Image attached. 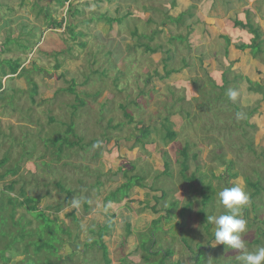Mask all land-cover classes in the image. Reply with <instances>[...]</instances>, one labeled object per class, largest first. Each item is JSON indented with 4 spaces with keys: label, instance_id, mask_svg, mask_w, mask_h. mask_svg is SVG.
<instances>
[{
    "label": "rangeland",
    "instance_id": "1",
    "mask_svg": "<svg viewBox=\"0 0 264 264\" xmlns=\"http://www.w3.org/2000/svg\"><path fill=\"white\" fill-rule=\"evenodd\" d=\"M37 1L52 19L74 24L76 38L64 25L52 29L49 19L36 13ZM71 1L78 14H69L67 4L59 6L55 0H0V79L5 88L0 93V161L5 155L9 159L0 166V176L18 166L16 175L0 178V201L9 195L17 203L13 197L23 190L38 201L39 211L57 218L70 235L61 236L59 247L62 260L71 259L67 264H105L101 249L84 247L100 244L97 228L105 225L111 228L103 239L111 264L122 259L144 264L139 250L144 239L157 252L150 264H194L196 255L199 264H240L239 250L211 246L207 216L221 214L217 193L242 178L251 199L243 213L247 232L242 239L249 252L264 247V55L253 58L248 50H238L253 36L233 25L237 19L259 27L264 50V0ZM181 13V21L174 22ZM107 18L122 21L110 26ZM7 60L23 65L21 78H3V70L9 73ZM170 69L176 72L161 80ZM28 79L38 84L32 101ZM61 87L75 93L54 94ZM71 115L78 116L77 137L66 138L80 146L63 145L57 160L58 147L51 140L65 137L66 127L60 124ZM165 117L177 133L171 141L162 140L159 125ZM150 126L156 128L151 132L158 146L151 138L136 140L138 129ZM186 146V177L202 174L194 182L180 175V152ZM227 159L232 162L229 169ZM165 162L168 174L162 173ZM131 176L142 178L143 188L131 187L126 196L119 193L118 202L104 200ZM202 179L211 189L200 192ZM247 181L259 182L260 193L254 194ZM8 182L13 191L6 189ZM58 183L73 192L71 198L59 192ZM161 192L164 198H159ZM204 196L207 203L201 205ZM60 204L61 209L51 210ZM201 208L205 213L200 214ZM73 210L77 222L65 217ZM2 212L8 216L4 213L0 220V248L26 236V227L36 230L41 224L24 206ZM127 223L133 235L124 239ZM57 224L45 222L43 227ZM150 233L153 237L148 238ZM48 241L54 247L59 243L57 238ZM35 243L37 248L40 238ZM167 251L170 256L163 258ZM23 258L16 255L0 264H17Z\"/></svg>",
    "mask_w": 264,
    "mask_h": 264
},
{
    "label": "trees",
    "instance_id": "2",
    "mask_svg": "<svg viewBox=\"0 0 264 264\" xmlns=\"http://www.w3.org/2000/svg\"><path fill=\"white\" fill-rule=\"evenodd\" d=\"M55 1H56V3L59 6H63L64 4H67V6H68V10L67 11H69V14L72 13L73 15H75V12H76V14H78V10L77 11L73 10L74 7H73V3H72L71 0H55ZM170 7H173V6H170ZM34 8L36 9V13L38 15H44V17L49 19L50 22H49L48 25L52 26L53 27L52 29H60L62 27V25H64L65 30H66V27H67V31L70 33L72 39L76 38V34L73 33L75 25L71 24V23L67 24L66 23V20H67L66 18L64 19V21H63V19H60L59 21L52 19V17L48 13L49 9H47L42 2L41 3H39L38 1L35 2L34 3ZM67 11H66V14H67ZM127 16H129V15H125V17H127ZM182 16H184V14L181 13L177 18L173 19V21L176 22V23H179L181 21ZM107 20H108L107 24L110 25V26L114 22H117L119 24L122 21L121 18H116L115 20L111 19V18H107ZM233 25L236 26V27L243 28V29L247 28L248 31L253 36L252 42L250 44H240V45L237 46L238 50H242V51L248 50L249 54L253 58H258L259 55H264L262 42L260 41L261 32H260V28L259 27H254L250 22L243 23L242 21H239L237 19L234 20ZM77 35L78 36H83V34L80 33V32H78ZM134 35H136V32H135ZM227 41H228V39L226 38V42ZM4 44L7 45L8 43H4ZM80 45H83V44L80 43ZM145 48L147 49V51H150V52H154L156 50V49H154V50L150 49L149 46L148 47L145 46ZM226 49H225V51H226ZM168 58H169V56H168ZM6 63L8 64L6 66H7V69H8L9 73L7 74V72H5L3 70L2 71L3 78H5L7 76H15V77H20L21 78L24 75L25 69L22 66V64H19V61H17L16 65H9V64H11L10 60H7ZM57 67H58V65H55V68H57ZM32 68H34L33 65H32ZM175 72H176V70H174V69L173 70L172 69L166 70L165 75L163 77H160V79L161 80L166 79V77H168L169 74H172V73H175ZM150 78L151 77H149L147 80H150ZM222 81L224 83V86H226L228 84V82H229V80L227 79V76L225 74L223 75V80ZM26 82H28V85H29V88H30V93H31L30 94L31 95L30 96V100L32 101V97L37 94L38 84L35 83L34 81L29 80V79ZM65 84L68 85V83H65ZM250 84H253V83L251 82ZM255 85H257L260 88V85H258V84H255ZM224 88L225 87H223L221 90H224ZM251 88L253 89L254 87L252 86ZM232 89H235V87H233ZM4 91L5 90L3 88V85H2V82H1V79H0V93H3ZM68 91L71 94H72L73 91L75 93V89L73 90V88H71L69 90V89H65V88L61 87L59 89H56L54 91V94H61L63 92H68ZM44 100L46 102H49V101L52 100V97L44 99ZM72 102L69 104V106H70V108L73 109ZM234 108L238 109L236 107H234ZM73 111H74V109H73ZM127 116H129V115H127ZM75 117L76 116L71 115V117L66 122V124H63V123L60 124V125L66 127V130L64 131L65 137L61 138V137L58 136L57 138H54V139L51 140V144L52 145L51 144L50 145L52 147H54V148L58 147L57 148V154L53 153V154H56L57 160L60 157V153L63 150L62 149L63 145H66L69 149H73L76 146L77 147L80 146L78 141L77 142H70L66 138L70 134L73 135L74 137L76 136L75 132H74V126H75L74 118ZM248 118L249 117H246L245 119L248 120ZM49 120H50V122H55V120L53 118L49 117ZM244 124L250 127V125L247 122H244ZM159 126H160L161 131L164 133L163 137H162L163 141H165V140L166 141L167 140L171 141V140L175 139V137L177 136V133L175 131H173L171 122L169 121L168 117H165L163 123H160ZM155 129L156 128H154V127L151 129V126L150 127H146L144 129H138V131L140 133V136H139L140 138L136 137V140H138V142H140V141L144 140L145 138H151L152 139V144H155V146H158V143H156L155 140L153 141V136H152V132H151L152 130H155ZM59 142H63V144L58 146ZM79 142H80V140H79ZM180 156H181V159H182V161L180 163V165H181V170H180L181 177L186 179V180H188V181H190V182H194L193 181L194 176H196L198 174L199 175H202V174L196 171V172H194V174H192V175L190 174V176H188V178L186 177V175H187L186 173L188 172L187 162H188V159H189V150H188L187 146L181 150ZM43 157L44 156H41V159ZM192 157H193V159H196L197 156L193 155ZM8 160H9L8 159V155H5L2 158V160L0 161V166L3 165V164H6L8 162ZM224 165H225V167H227L229 169L232 166V162L227 159V160L224 161ZM17 170H18V166L14 165L10 170H8L4 174H2V176H0V178H4V177H6L8 175H16ZM162 173L163 174L164 173H167V174L169 173V163H167V162L164 163V171ZM213 175H214L213 176L214 179L218 178L217 176H215L214 173H213ZM235 176H236V174L235 175L234 174L230 175V177H232V178L235 177ZM141 181H142V178H139L138 176H131L130 178H128L127 182L124 185H122L120 188H117L116 190H114L113 192L108 194V196L105 197L104 200L108 201V202H111V203L120 201L122 199V197H119V196L116 197L119 193H122V192L125 191V196H126L127 193H128V189H130L131 187L136 186V187H139V188H143V186L140 184ZM97 185L100 187L101 183L97 182ZM198 185L202 186L200 192H204V189H206L205 191H208L212 187V185L210 183H205L204 179L200 180V182H199V184H197V186ZM226 185H227V183H226ZM247 185H248V187H250V188H252L254 190V194H259L260 193V189L262 188V187H260L259 182L251 183V182L247 181ZM5 186H6V189L8 191H13V184L11 182H8ZM192 186H196V185L193 184V185H191V187ZM56 187L59 189L60 193L65 194V195H67L68 197L71 198L72 193H73L71 190L63 188L61 183H58L56 185ZM164 197H165V193L161 192V195H160L159 198H164ZM2 198H3V200L0 201V210L2 209L4 211L6 207H10V208L14 207V209L15 208L17 209V207L24 206L25 209L32 216L35 214V217L34 216L33 217L36 220H39L41 222V224H39V226L37 227L36 230L26 229L27 228L26 227L25 228V230H27L26 236H22V237H19V238L16 237L14 243L13 242L10 243V241H9L8 243H6V245L4 247L0 248V261L2 263H8V262L11 261V259L14 256H16V255L19 256L20 254H23L24 258H23V260L21 262H19L17 264H58L59 261H63L62 263H65V264L71 263V259H70V261H66V260L64 261V260H62L63 257L59 256V247L64 242L63 238L61 236H67L68 238H70V235H69V231L68 230L63 232L61 226L57 224V218H54L55 220L54 219L52 220V219H50V216L45 215L43 211H39L38 208H37L38 201L34 202L35 198L26 196L25 192L23 190L19 191L13 197V198H15V200H17V203H14V201H12V197L9 196V195L3 196ZM200 199H201L200 200V204L201 205L202 204L205 205L207 203V200H206L207 197L206 196H204V197H202ZM61 207H62V204L58 205L56 208L55 207L51 208V210H53V209L59 210V209H61ZM48 208H49V206L46 207V209H48ZM152 208L155 209V206H153ZM213 208H214V206L212 205L211 206V210ZM2 210L0 211V220L3 221V219H5L3 217V214L5 212H2ZM74 212L75 211L73 210V212H70L65 217L73 218L74 222H77V218H75V216L73 217V213ZM202 213H205L203 208L200 209V214H202ZM5 216H8V214L6 215V213H5ZM19 219H20V221L22 220L21 218H19ZM25 222L27 223V226H30V222L29 221L25 220ZM45 222H48L49 224L56 223L57 225L56 226L53 225V227L49 226L46 229V228L43 227V224ZM97 229H98L97 237L100 239V244L95 243V242L94 243H85L84 247H85V245H88V246L91 245V247H96L99 251L102 250L101 251V254H102L101 257L105 261V264H111V260L108 257L107 247H106V245H105V243L103 241V239L108 236V233L111 232V228H110V226L105 225V226H100ZM36 233H38V234H36ZM132 235H133V233L130 231V225L127 223L125 225L124 239H127L128 237H130ZM262 236H264V234ZM150 237H153L151 233L148 235V238H150ZM36 238H40V240H41V243H40V245L37 248H35L36 247V243H35L36 242ZM48 238L51 241H54L57 238L59 240V243L56 245V247H54L53 245H51L49 243ZM29 240H32L33 243L32 244L25 243V241L28 242ZM147 243L148 242H145V239L141 240L140 243H139V250H141V252L143 253L142 259L144 260V264H150V257H153V256L157 255V252H152L151 251V247L150 246L148 247ZM54 248L57 249V253L56 254L52 252ZM88 250H91V249L88 248ZM200 253L202 254L201 251H200ZM75 254H76V252H72L71 255L74 256ZM170 254H171V252L167 251L163 255V258L170 256ZM71 255H70V258H71ZM30 257H33V258H30ZM199 260H200V257L196 255L195 258H194V264H199L200 263ZM75 264H77V263H75ZM118 264H126V261L124 259H122V260L119 261Z\"/></svg>",
    "mask_w": 264,
    "mask_h": 264
},
{
    "label": "clouds",
    "instance_id": "3",
    "mask_svg": "<svg viewBox=\"0 0 264 264\" xmlns=\"http://www.w3.org/2000/svg\"><path fill=\"white\" fill-rule=\"evenodd\" d=\"M229 95L235 98L236 93L230 91ZM217 197L223 211L219 215L207 216V222L212 225L211 246L224 245L227 249L239 250L240 264H264V247L249 252L245 240L242 239L247 232V221L243 218V213L251 203L243 179L238 178L231 187L222 188Z\"/></svg>",
    "mask_w": 264,
    "mask_h": 264
}]
</instances>
